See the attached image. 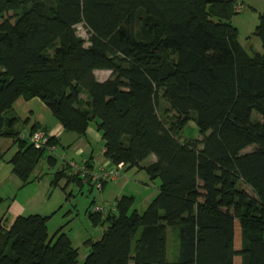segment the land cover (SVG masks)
Wrapping results in <instances>:
<instances>
[{"label": "trees", "instance_id": "16d2710c", "mask_svg": "<svg viewBox=\"0 0 264 264\" xmlns=\"http://www.w3.org/2000/svg\"><path fill=\"white\" fill-rule=\"evenodd\" d=\"M237 2L0 0V138L15 148L11 172L28 183L45 153L27 140L38 126L20 135L11 109L18 97L37 98L77 138L94 120L113 166L153 154L143 170L159 182L140 213L128 212L126 195L104 215L88 212L102 230L84 241L81 261L60 227L48 235L47 215L15 216L0 226V264H264V10L252 32L261 52L248 54L228 21ZM95 70L109 75L98 81ZM159 98L175 122L159 116ZM189 118L200 138L179 140ZM54 143L49 136L46 146ZM66 169L51 186L61 177L82 184ZM166 228L177 231L174 261Z\"/></svg>", "mask_w": 264, "mask_h": 264}, {"label": "rangeland", "instance_id": "374dc122", "mask_svg": "<svg viewBox=\"0 0 264 264\" xmlns=\"http://www.w3.org/2000/svg\"><path fill=\"white\" fill-rule=\"evenodd\" d=\"M242 8L229 18V23L237 29V41L241 47L248 53L261 52L259 40L252 32L257 22V14L264 10V0H241L237 2ZM76 35L84 40V45H87V32L81 24H76ZM83 97V95H81ZM45 108L47 115L52 120L50 112ZM157 111L159 116L166 122H175L176 114L171 110L168 104L161 98L158 99ZM253 119L259 117L252 113ZM22 121L18 120L16 126H21ZM88 129L91 132H98L94 126V120L88 124ZM86 127V129H87ZM86 131V130H85ZM70 136L76 137L75 134L69 133ZM92 154L97 155L101 148L102 139L98 132V137H93V134L88 133ZM179 140H188L192 138H200L195 124L191 118L186 122L182 130L177 134ZM7 139L0 140L2 142ZM67 140H60L59 144H51L53 149L51 155L54 158L52 164H48L45 160V153L37 162L33 171L29 176L30 182L26 184H13L5 181L0 184V210L6 211L2 216L0 225L9 227L14 219L12 209L17 207L21 209V214L29 212H38L41 215H47L46 222L47 233L52 235L57 228L69 238L72 247L76 248L78 260L81 261L87 247L84 243L86 239H97L101 233L100 225H92L88 212L91 205H99L103 207L113 206L114 198L121 195L131 196V204L128 212L135 210L137 213L143 211L151 198L156 194L158 187V179H149L148 175L141 169L136 167H124L118 170L114 180L106 181L103 188L96 190L88 183L78 185L75 181H68L64 177L58 179L56 185L51 186L50 181L54 173L61 169L64 157L65 162L72 157L75 161L79 160L80 155L71 154V149L68 148L70 141L64 144ZM252 146H247L242 152L249 151ZM148 157L143 160L147 163ZM123 184L120 190V185ZM247 193L251 195V191L245 185H240ZM121 191V192H120ZM120 193V194H119ZM13 197L11 198V195ZM14 210V209H13ZM165 257L167 261H174L178 256V241L175 228H166L165 233Z\"/></svg>", "mask_w": 264, "mask_h": 264}, {"label": "crops", "instance_id": "0c3cea01", "mask_svg": "<svg viewBox=\"0 0 264 264\" xmlns=\"http://www.w3.org/2000/svg\"><path fill=\"white\" fill-rule=\"evenodd\" d=\"M93 73H94L95 78L98 81H103L109 75L108 70H95ZM44 107L45 106L43 105V103L37 98H31L28 100H23L22 98L18 97L13 101V103L11 105L12 113L18 118V120L22 121L21 126L17 127L15 125V129L18 131V133L20 135L26 136L29 133V128L34 123L38 126V128L42 129L49 136H51L55 140V144H57V143L59 144V141L61 139L67 140V141H64L65 142L64 144H66L68 141H70L69 144H72V145H68V148L71 149V151H72L71 154L80 155V157H79V160H77V161H75L71 157L68 160L69 162H65L64 157L61 158V160L63 162V166H65V165L67 166V169H66L67 174L69 173V170H70V167H69L70 163L79 164V163L86 161V160H88L89 163L91 164V168H90L91 170H96L99 168H103V169L107 170V169H110L113 167V164L109 163L102 156V150H103L102 144H101V148L99 149L98 154L97 155L92 154V148L90 147V144L88 141V139H90L88 133L90 132L91 134H93V137H98V134H97L98 132H95V131L91 132V131H89V129L87 127L84 137H78V138L75 137L74 138L73 136H70V134H69L70 132L63 131L62 127L55 120H52L51 118H49ZM24 120H25V122H23ZM2 139H7L8 141L2 142L3 145L0 146V150L5 151L4 160L0 161V184H2L5 181L9 182V184H13L14 181H18L16 184H22L21 181L11 172L10 165H9V163L6 162V160L10 157V155L15 151V148L12 147L10 149H7L10 145V140L8 138H3V137L0 138V140H2ZM45 153L51 155V152H47V150H45ZM147 157H148L147 163H143V160H145ZM147 157L138 163V166L136 167L137 169L143 170V167H145L148 164L155 161V156L153 154H150ZM123 167H124V169H126V167L124 165H123ZM106 181H109V180H106ZM106 181L102 182V186H101L102 188H103L104 184L106 183ZM122 186H123V184L120 185V190H122V188H121ZM1 196L2 195H0V198H1ZM12 197H13V194L11 195V198ZM117 198L118 197H115L114 201ZM111 207L112 206H109L106 208L109 211ZM13 209H12V212H13L14 217L17 215L40 214V213L35 212V211L29 212L26 214H21L20 213L21 209L17 210V207H14ZM5 214H6V211L0 210V221L2 219V216H4ZM2 228L6 229L7 227H2ZM176 233H177V231H176Z\"/></svg>", "mask_w": 264, "mask_h": 264}, {"label": "built area", "instance_id": "2783aa9c", "mask_svg": "<svg viewBox=\"0 0 264 264\" xmlns=\"http://www.w3.org/2000/svg\"><path fill=\"white\" fill-rule=\"evenodd\" d=\"M241 8H242L241 4H236L234 6V10L237 12ZM48 137L49 135L46 132L38 128L33 130L27 135V140L33 147H37V148L45 147L47 152H51L53 148L51 146L49 147V145L46 146ZM69 167H70L69 174L77 175L82 183H88L92 187H94V189L99 190L101 189L102 182L110 179L113 180L116 177L118 170H120L123 167V164L119 162L116 165H114L112 168L107 170L103 168L91 170L86 168L85 163L83 161L79 164L70 163ZM110 209L112 210L113 207H111ZM90 212L104 215L108 212V209L106 207L99 205H91Z\"/></svg>", "mask_w": 264, "mask_h": 264}]
</instances>
